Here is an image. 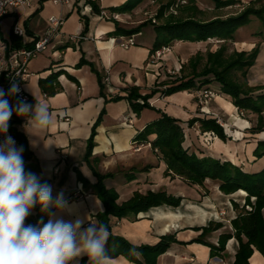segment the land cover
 Instances as JSON below:
<instances>
[{"label": "crops", "instance_id": "crops-1", "mask_svg": "<svg viewBox=\"0 0 264 264\" xmlns=\"http://www.w3.org/2000/svg\"><path fill=\"white\" fill-rule=\"evenodd\" d=\"M125 1L97 0V4L100 9L108 10ZM143 4L146 5L147 0ZM142 5L132 13L120 14L117 21L126 28L138 26L143 22L140 16ZM83 15L90 19L89 30L85 36L82 35ZM51 17L62 19L59 34L52 39L44 53L29 63L31 75L24 87L31 99L28 104L35 105V96L47 103L53 113L54 123L43 131L29 128V132L34 134L32 135L24 127L27 118L17 116L20 123L16 126L26 135L29 149L33 153V158L25 163V171L50 182L53 200L63 193L64 199L76 206L72 214H59L64 220L74 222L79 218L84 221L82 228L88 227L91 221L98 223L95 217L104 211L103 202L92 189L83 186L78 180V173L89 183L96 182V177L85 160V153L92 126L105 109L106 114L97 128L93 157L98 160L97 168L101 173H114L113 178L106 180V185L118 191L119 202L128 200L135 191L146 193L148 190H166L183 197L181 205L176 208L166 205L152 208L146 213H140L137 219L134 216L121 219L112 217L111 232L126 238L134 245L156 244L162 235L175 234L178 241L184 244H173L167 252L159 256L158 264H233L238 248L235 238L228 241L221 257L212 256L209 246L191 241L198 238L202 233L201 228L212 221L222 223L223 226L209 233L204 240L217 245L222 233L232 231L231 220L238 214L233 207V201L242 206L246 195H242L241 191L225 195L219 190V185L209 179L206 181V188L210 192L200 186H191L194 190L184 191L183 186L188 184L181 178L165 177L166 166L151 146L135 142L138 132L159 118L160 114L152 109H144L136 114L125 99L117 102L106 101L100 95L97 75L90 66L92 64L106 76L105 92L108 100L116 95L125 96L127 89L134 86L139 87L143 94L150 92L157 81L153 69L147 66L155 31L147 33L148 26L143 27L137 36H132L136 45L124 49L118 45L120 37L110 35L116 29L113 20L95 14L84 0H72L64 5L43 1L31 7L15 9L1 21L0 35L3 37L5 23L11 24L9 38L3 37L11 43L12 27L19 23L27 30V35L20 40L23 45L31 44L33 39L45 34ZM133 17L136 19H132ZM255 35L258 34L253 33L249 38L243 37L240 43L237 42L243 51L250 52L256 45L264 42L262 37ZM72 37L78 39L71 40ZM203 43L174 42L171 51L163 57V65L181 69L183 75L189 74V71L191 73L192 69L187 71L185 64L196 53L197 46ZM82 57L86 64L77 67ZM60 70L63 71L58 80L61 89L53 96H46L40 88L39 80ZM167 78L163 74L159 80L164 81ZM211 86H217L218 93L210 102V111L222 117L226 140L210 135L211 132H202L199 123L188 127L189 120L200 118L193 90L180 91L169 96H162L159 92L150 99V103L154 108L182 122L184 146L190 152H196L200 157L210 156L231 161L246 172L261 170L264 167V156L256 157L254 151L258 143L264 141V128L260 132H252V128L258 124V114L239 111L231 96L223 93L218 84ZM6 98L10 105L15 106L13 97ZM223 102L233 104L234 107H227ZM154 138L155 135L151 137ZM16 147L19 148V145ZM147 149L156 158V163H151L150 157L145 153ZM147 165L154 167L147 171ZM131 168H136L139 172L129 182L125 173ZM162 170L163 175L160 173ZM168 182H173L174 188L168 189ZM56 211L53 208V213ZM83 259H87L85 264H88L87 256L80 258L79 264H82ZM109 264L135 263L119 256L110 258ZM250 264H264V256L255 250Z\"/></svg>", "mask_w": 264, "mask_h": 264}, {"label": "trees", "instance_id": "trees-1", "mask_svg": "<svg viewBox=\"0 0 264 264\" xmlns=\"http://www.w3.org/2000/svg\"><path fill=\"white\" fill-rule=\"evenodd\" d=\"M78 1V0H77ZM145 0H126L123 4L115 7H110L107 11L110 13L126 14L132 13ZM191 3V13L188 16L181 18L176 17L173 13L165 16L167 10L174 5H178L177 0H168L162 4L157 11L156 18L160 21L157 25L152 20H146L136 27L126 28L117 20H113L116 24V29L111 36L132 37L139 33L141 29L149 24L154 26L155 39L150 51L156 52L163 46L172 45L175 41H190V42H205L213 38H218L224 41L232 40L235 33L241 28L249 24L251 17L255 16L264 24V3L257 6L262 0H255L249 3L243 11L226 19L215 18L210 21L200 20L195 14L201 12L194 3V0H185ZM216 7L221 8L234 4L235 0H211ZM85 4L90 6L95 14H100L101 9L97 2L92 0H84ZM187 8V9H188ZM84 28L82 35L85 36L89 30L90 19L86 15L82 16ZM10 47L31 46V44L23 45L19 37L12 35ZM259 47L256 45L250 52L241 51L235 53L233 58L229 60L224 56V50L219 49L216 52L207 53V63L199 70V61L203 58V54L197 55L190 60L191 73L188 75L177 76L175 79L156 81L155 86L150 92L143 94L139 87H130L127 89L125 96L116 95L109 100L106 98V76L97 71L92 64V70L97 75L100 95L105 97L106 101L117 102L127 100L131 109L140 114L144 109H152L160 114V117L148 123L135 137L137 144H150L156 156L164 162L166 169L165 176L171 178L179 177L190 186H200L206 188V181L209 179L219 185V190L225 195L234 194L239 191H245L246 196L244 204L233 201V207L238 214L231 220L232 231L222 233L219 236L218 244L214 245L204 240L211 232L223 226L222 223L210 222L208 226L202 227V233L198 238L191 242H198L210 247L212 256H222V252L226 250L228 241L235 238L238 242V248L235 254L233 264H250V258L255 250L259 251L264 256V167L255 172H246L241 166L235 165L231 161H222L210 156L200 157L196 152H190L184 146L185 134L182 122L161 110L154 108L150 99L157 93L162 96H169L176 92L186 90H196L199 88L212 89V84H218L220 90L231 96L232 101L238 110L241 112L250 111L258 114V124L252 128V132H260L264 128V85L250 86L247 83V72L255 63L258 56ZM86 64L84 57L81 58L77 67ZM184 68V66L182 67ZM240 73L243 81L238 79L237 73ZM63 71L52 72L48 77L40 79L39 85L42 92L46 96H53L61 89L59 77ZM71 79H74L69 75ZM168 79V78H167ZM165 87V88H163ZM15 102L18 100L13 97ZM106 110L103 109L92 126L91 134L87 140V148L85 160L90 166L96 182L89 183L81 174L78 173V180L87 189H92L100 200L103 202L104 211L97 214L95 217L98 223H106L109 226V238L107 242V255L110 258L123 256L130 262L135 264H158L160 255L167 252L173 244L181 243L176 238L175 234H166L160 237L156 244L135 245V254H130L133 245L126 238L115 235L111 232V218H123L134 216L137 219L140 213H146L152 208L160 206L178 207L181 205L183 197L175 196L168 193L166 190L153 191L148 190L146 193L135 191L133 195L126 201L119 202V193L113 187L106 185V180L114 177V173H101L98 168V160L93 157L95 148V139L97 136V128L101 124ZM20 120L16 114L11 116L10 128L11 134L17 141L19 147L22 146L24 164L33 158V153L28 146L26 135L17 128ZM200 124L202 132H213L222 140H226L227 136L224 128L215 118H193L187 122L188 127ZM155 135L154 139L151 137ZM256 157L264 156V141L258 143L254 151ZM153 165H147L145 169L149 171ZM143 169V170H145ZM139 172L136 168H131L125 173L126 179L130 182L135 179L136 173ZM41 184H48V180L40 179ZM74 196L71 195L70 198ZM53 212V208L49 209ZM48 213L42 212L41 207L37 204L32 210V213L26 219V225L37 226L42 220L48 222ZM42 226V225H40ZM87 259H83L82 264H85Z\"/></svg>", "mask_w": 264, "mask_h": 264}, {"label": "clouds", "instance_id": "clouds-1", "mask_svg": "<svg viewBox=\"0 0 264 264\" xmlns=\"http://www.w3.org/2000/svg\"><path fill=\"white\" fill-rule=\"evenodd\" d=\"M19 92L15 79L7 93L0 89V134L6 137L0 143V264H79L83 256L88 257V264H109L108 224L91 221L82 228L84 221L79 218L74 222L64 220L59 214H72L76 206L65 200L63 193L53 200L51 186L41 184L34 173L25 171L24 149L17 148L7 135L11 116L15 112L26 117L24 127L28 133L29 128L46 130L54 120L48 104L36 96L35 105L22 100L10 105L6 97H15ZM37 204L48 213V222L25 225ZM50 208L57 211L50 212ZM135 248L133 245L130 254H135Z\"/></svg>", "mask_w": 264, "mask_h": 264}, {"label": "built area", "instance_id": "built-area-1", "mask_svg": "<svg viewBox=\"0 0 264 264\" xmlns=\"http://www.w3.org/2000/svg\"><path fill=\"white\" fill-rule=\"evenodd\" d=\"M43 1H50L54 5H64L69 4L72 0H0V23L6 16L10 15L13 10L20 7H31L34 4ZM92 1L97 2V0ZM98 15L101 18L109 20H119L120 14L110 13L105 9H101L100 14ZM49 23V28L47 29L45 34L33 39L31 46L11 48L8 41H6L0 35V89H3L5 93H7L12 80L15 79V81L20 86V92L17 94V96H15L18 100H22L27 103L31 101L30 96L28 95L24 87L31 75L29 71V63L37 56L44 53L50 45L52 39H54V37L59 34V28L62 24V19L51 17L49 19ZM12 33L14 36L23 38L27 35V30L24 26L16 23L12 27ZM70 39L76 40L78 39V37H72ZM118 45L124 49H129L130 47L136 45V42L132 37H120L118 40ZM171 48V45L163 46L161 49L149 55L147 66L153 69V74L156 80L160 79L163 74L168 76L174 75L176 73L179 74L181 71V69L177 70L175 68H170L163 65V57L165 54L171 51ZM194 97L199 108L198 115L202 118H215L217 122L223 126V119L210 111V102L216 97V93H214L213 90L209 88H199L194 90ZM10 122L11 119L9 121V129L7 135L11 136L14 139L11 134ZM210 135L215 134L211 132ZM5 138V135L0 134V143H3ZM14 141L17 146V141L15 139Z\"/></svg>", "mask_w": 264, "mask_h": 264}, {"label": "rangeland", "instance_id": "rangeland-1", "mask_svg": "<svg viewBox=\"0 0 264 264\" xmlns=\"http://www.w3.org/2000/svg\"><path fill=\"white\" fill-rule=\"evenodd\" d=\"M167 1L168 0H147L146 5H144L143 4L144 2H143L142 3L143 5L141 4L142 5V8H141L142 12L140 13V16L142 17L141 20H143V22L146 20H150V21L152 20V22L155 23V25H157L160 22L156 18L157 11L160 8V6L164 3H166ZM177 1L180 3H178V5H174V6L170 7L169 10H167V12L165 14L166 17L169 16L171 13H173L176 17L182 16L181 18H184V17L188 16L189 13L192 12L191 8L190 9L188 8L191 6V3H188L185 0H177ZM252 1H255V0H251V1H249V0H235L234 4H232V5L218 8V7H216L215 3L211 0H194L196 7L201 11L195 15L198 19L206 20V21H210V20H213L215 18L226 19L230 16H234L236 14H239ZM261 3H264V0H262L259 4H257V6H260ZM132 19L135 20L136 18L133 17ZM125 21H127V20H125ZM128 21H130V20H128ZM10 28H11V24L5 23L4 32H3L4 38H9ZM152 30L154 31V26L149 24L148 28H147V33H151ZM253 33H257L258 35H255V36H260V37H262V39H264L263 21H261L260 19H258L255 16L251 17L249 24H247L244 27H241L235 33L234 38L232 40L224 41V40H221L218 38H213V39L205 41L203 44H200L199 46H197L198 49L196 50V53L194 52L191 55V57H189V60L185 64L187 71L192 69V67H190V60L193 59L197 55V53L203 54V58L199 61V66H198L199 70H201L206 65L207 53L212 51V50L217 51L219 49H223L224 50V56L226 57V59L229 60L230 58H233L235 53H237L239 51L240 52L243 51L241 46L239 45L241 39L243 37L249 38L250 35H252ZM137 35H138V33L134 34V36H137ZM185 42H190V41H185ZM237 42H239V43H237ZM190 43H197V42H190ZM192 47H194V46H192ZM258 47H259V52H258V56L255 59V63L249 68V70L247 72V83L250 86L264 85V42H261L260 45H258ZM180 54L182 55V53H180ZM189 73H190V71H189ZM186 75H188V74H186ZM177 76H183V74H181V72H180L179 74L176 73L174 75H168V79H166V80L175 79ZM236 76L238 77V79L243 81V78L239 72L236 74ZM216 89H217V86H214V88H212L211 90H213V92L216 93V95H217L218 92L216 91ZM200 118H202V117H200ZM223 125H224V121H223ZM145 153H147V156L150 157V161H152L151 163H156V158L154 156H152V154L149 152L148 149L146 150ZM160 173L162 174L163 170ZM165 177H167L169 179H175V178H171L170 176H165ZM172 188H174L173 182L168 184V189H172ZM183 188H184V191L185 190H187V191L188 190L189 191L194 190V188L191 187L190 185H188V186L184 185ZM208 192H210V190ZM173 208H176V207H173ZM222 216H223V214H222ZM224 216H225V214H224ZM25 225H26V221H25Z\"/></svg>", "mask_w": 264, "mask_h": 264}, {"label": "bare ground", "instance_id": "bare-ground-1", "mask_svg": "<svg viewBox=\"0 0 264 264\" xmlns=\"http://www.w3.org/2000/svg\"><path fill=\"white\" fill-rule=\"evenodd\" d=\"M223 104L226 105L227 107H234L233 104H227L226 102H223ZM241 194L246 195V192L242 190Z\"/></svg>", "mask_w": 264, "mask_h": 264}]
</instances>
